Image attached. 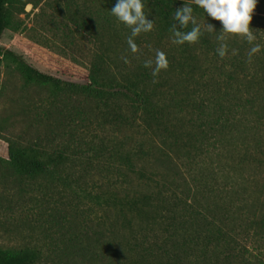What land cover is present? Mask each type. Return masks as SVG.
<instances>
[{
    "label": "trees",
    "instance_id": "1",
    "mask_svg": "<svg viewBox=\"0 0 264 264\" xmlns=\"http://www.w3.org/2000/svg\"><path fill=\"white\" fill-rule=\"evenodd\" d=\"M94 2L95 11L87 0L62 4L66 20L87 29L96 20L98 34L108 35L120 48L112 56L96 55L85 70L64 69L86 83L46 74L0 47V64L12 66L26 84L113 101L118 121L130 127L112 147L118 185L89 195L106 210L107 224L87 242L72 244V264H259L243 256L242 247L236 251L224 228L196 209L197 195L206 186L190 166L210 145L211 135V145L232 162L233 170L264 167V150L253 125V118H264V15L254 14L250 25L261 51L249 60L253 45L233 36L226 41L228 54L222 59L216 52L222 24L203 9L178 0H142L147 18L155 22L153 31L142 34L159 45L166 40L172 45L166 54L168 69L153 77L143 57L128 70H115L106 62L126 57L123 46L131 31L111 14L117 0ZM28 3L0 0V37ZM184 4L193 8L202 29L196 44L171 43L170 28L178 23L173 17ZM206 23L216 32L205 31ZM191 28L189 24L181 30ZM232 49L238 54L232 55ZM4 155L16 173L26 176L50 174L65 159L63 152L47 153L36 146L8 145ZM250 220L251 228L264 224ZM37 259L31 248L0 249V264H35Z\"/></svg>",
    "mask_w": 264,
    "mask_h": 264
},
{
    "label": "rangeland",
    "instance_id": "2",
    "mask_svg": "<svg viewBox=\"0 0 264 264\" xmlns=\"http://www.w3.org/2000/svg\"><path fill=\"white\" fill-rule=\"evenodd\" d=\"M24 1L30 3L14 14L0 47L21 55L40 71L86 83L64 69L85 70L96 55L112 56L113 50H120L108 35L98 34L96 20L91 29L66 20L64 0ZM87 5L93 11L98 8L93 0ZM254 14L264 15V0H257ZM134 40L139 52L130 54L128 45L123 46L129 63L107 59L111 68L128 70L139 57L154 60L157 49L169 54L172 48L167 40L159 45L146 34ZM122 110L126 112V107ZM117 112L113 101L26 84L12 66L0 64V249L31 248L38 254L35 264H72V244L87 242L107 224L106 210L89 195L118 185L112 147L129 134L130 127L118 121ZM253 125L264 150V118H253ZM209 137L210 145L190 166L206 186L195 207L224 228L236 251L242 247L243 256L264 264V224L251 228L250 220L264 221V167L233 170L232 162L211 145L214 137ZM8 145L63 152L65 159L50 174L20 175L6 162Z\"/></svg>",
    "mask_w": 264,
    "mask_h": 264
},
{
    "label": "clouds",
    "instance_id": "3",
    "mask_svg": "<svg viewBox=\"0 0 264 264\" xmlns=\"http://www.w3.org/2000/svg\"><path fill=\"white\" fill-rule=\"evenodd\" d=\"M199 8L203 9L207 16L219 21L222 29L216 39L219 46L216 49L220 58L228 54L227 40L229 37H239L246 40L248 44L253 45L248 51L249 60L251 57L261 51L262 46L256 41V36L251 28L253 15L257 6V0H194ZM111 14L118 22L130 29L131 34L127 38V44L132 53L139 52V47L134 38L142 33L153 31L155 22L149 20L144 12L142 0H117V3L110 10ZM174 20L178 23L170 28L172 34L171 43L183 45L184 43L196 44L199 42L202 33L201 26L193 15V8L184 4L177 8L174 14ZM192 25L190 31H182ZM204 30L207 32H216L211 24H205ZM238 50L232 49V55H237ZM125 63H129L126 57H122ZM154 64V67H153ZM145 68L152 69V76L156 77L162 70H167L169 61L166 54L161 50L155 51V59L144 61ZM157 82L156 80L153 81Z\"/></svg>",
    "mask_w": 264,
    "mask_h": 264
}]
</instances>
